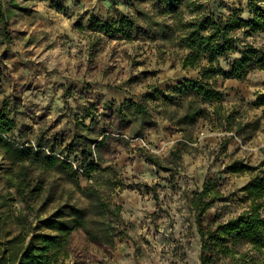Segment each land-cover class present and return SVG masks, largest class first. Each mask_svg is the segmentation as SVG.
Segmentation results:
<instances>
[{"label": "rangeland", "instance_id": "374dc122", "mask_svg": "<svg viewBox=\"0 0 264 264\" xmlns=\"http://www.w3.org/2000/svg\"><path fill=\"white\" fill-rule=\"evenodd\" d=\"M11 1L3 0L5 7ZM25 9H14L8 20L10 39L0 33V111L14 122L10 130L0 136L17 144L50 148L62 159L68 158L80 171V165L91 160L81 151L88 139L104 140L98 148L108 164L117 165L124 180V188L113 192L112 202L121 205L122 215L129 222L128 237L118 240L111 249L90 241L82 230L71 235L55 264H201V238L189 200L201 190L206 176L214 173L218 188L225 199L217 201L209 213L212 221L221 222L243 212L249 203L244 200V187L258 172L264 161V69H255L242 79L229 78L224 83L225 106L236 107L246 121L258 124L249 139L232 132L211 130L200 120L192 128L190 152L184 153L176 173L164 172L147 163V153L167 158L184 132L158 110L152 111L144 126L133 119L132 109L120 118L117 108L125 100L150 105L142 93L150 84L168 90L188 79L197 78L198 71L184 69L181 52L161 39L160 32L148 29L142 20L141 36L124 39L94 30L96 21L118 20L123 14L138 18L137 9L153 10L149 3L132 4L128 0H15ZM211 10L228 17L236 14L248 21L257 10L264 11V0H201ZM146 31V32H145ZM250 31L244 27L235 31L242 40L264 48V30ZM155 37V38H154ZM165 43H167L165 45ZM239 56L238 51L231 57ZM225 65V61L222 62ZM132 129L140 134L133 135ZM86 137L79 140L76 136ZM223 142H226L224 145ZM236 164L239 172H230ZM10 162L0 146V196L13 189L6 187ZM44 183L38 200L33 199L31 210L25 211L34 224L54 213L66 201L87 205L74 185L62 179L54 170H36ZM79 177L81 187L88 185ZM13 209L24 204L13 196ZM207 223V222H206ZM18 226L9 225L12 233ZM45 231H48L44 229ZM230 245H232L230 243ZM236 251L247 253L258 263L264 256L237 244ZM212 264H253L239 254L221 255Z\"/></svg>", "mask_w": 264, "mask_h": 264}, {"label": "trees", "instance_id": "16d2710c", "mask_svg": "<svg viewBox=\"0 0 264 264\" xmlns=\"http://www.w3.org/2000/svg\"><path fill=\"white\" fill-rule=\"evenodd\" d=\"M114 1V0H112ZM132 4L147 2L153 10L138 8L139 17L123 14L118 20L104 19L96 21L94 30L109 36L121 34L124 39L141 36L144 27L142 20L149 24L148 29L160 32V37L181 52L180 62L184 69H195L198 77L188 79L179 86L164 90L158 84H150L142 93L143 99L152 101L150 105L125 100L117 108L120 118L129 116L124 108L129 106L133 119H139L142 126L152 117V111L158 110L174 125L184 132L182 140L176 142L167 158H160L147 153V163L167 172L176 173L184 153L190 152L188 142H193L192 128L201 120L211 130L232 132L243 140L249 139L258 124L246 121L234 106H225L224 83L229 78L242 79L255 69H264V48H258L246 42L242 49L238 43L242 40L235 31L249 27L250 31L264 30V11L257 10L251 20H244L236 14L225 17L219 15L201 0H128ZM25 9L15 0L10 7H5L0 0V33L9 40L8 20L14 9ZM146 32V31H145ZM155 38V37H154ZM0 41V42H1ZM165 43V45L167 44ZM238 51L239 56L231 57ZM225 61V65L222 63ZM260 97L257 105H263ZM14 122L0 111V133L10 130ZM133 135H139V129H132ZM79 140L86 137L76 136ZM81 151L91 160L80 165V170L68 161L54 154L50 148L43 150V145L24 146L0 136V146L10 165L7 169L6 187L11 191L0 196V264H55L65 249L71 244V235L82 230L88 240L99 242L111 249L117 241L128 237V226L121 205L112 202V194L118 188H124V180L117 165L108 164L100 154L95 155L91 144L98 148L104 140L88 139ZM226 142H223L224 145ZM236 164L228 166L230 172H239ZM258 172L251 177L244 187V200L249 205L246 209L226 221H212L209 213L212 206L225 195L218 188V179L209 173L203 188L196 190L189 200L201 238V264L215 263L221 255L239 254L253 264H261L248 254L236 251L238 243L249 246L250 250L264 256V161ZM54 170L62 179L74 185L88 204L83 206L76 201H66L54 213L40 219L33 225L25 211L31 210L32 200H38L44 191L42 179L36 176V170ZM84 176L88 185L81 187L79 177ZM20 198L23 209H13V196ZM207 222V223H206ZM17 225V233H12L9 225ZM44 229L48 230L45 231ZM230 243L232 245H230Z\"/></svg>", "mask_w": 264, "mask_h": 264}]
</instances>
